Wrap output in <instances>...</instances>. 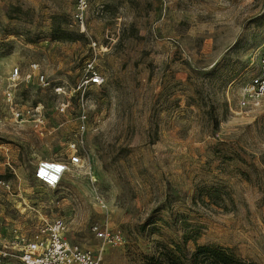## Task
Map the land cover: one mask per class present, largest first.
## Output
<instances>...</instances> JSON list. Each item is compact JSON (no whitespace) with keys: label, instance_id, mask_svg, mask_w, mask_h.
Here are the masks:
<instances>
[{"label":"rangeland","instance_id":"obj_1","mask_svg":"<svg viewBox=\"0 0 264 264\" xmlns=\"http://www.w3.org/2000/svg\"><path fill=\"white\" fill-rule=\"evenodd\" d=\"M75 12L74 0H0V250L61 219L101 264L185 262L206 245L264 264V101L238 105L264 0H89ZM89 66L101 86L85 85ZM75 139L81 163L60 187L35 180ZM105 223L104 242L90 228Z\"/></svg>","mask_w":264,"mask_h":264},{"label":"built area","instance_id":"obj_2","mask_svg":"<svg viewBox=\"0 0 264 264\" xmlns=\"http://www.w3.org/2000/svg\"><path fill=\"white\" fill-rule=\"evenodd\" d=\"M75 18L83 19L89 4V0H74ZM17 74V70L15 72ZM103 77L89 66V75L85 81L87 86H101ZM264 101V44L258 51L256 57L255 73L241 87L238 98L240 108H258ZM85 115L81 116L78 124V133L85 131L86 125L83 121ZM81 139V138H80ZM82 140L75 139L70 145L72 150L68 162L42 160L38 163L33 177L48 189L55 190L60 187L64 176L68 173L70 165L77 166L81 163V157L77 152V143ZM64 223L61 219L49 224L42 220V228L28 242H13L16 249L12 254L0 250V263L5 259L14 258L16 264H101V254L82 249L76 244L70 243L64 236ZM96 239L109 241L113 238L111 230L106 225L94 224L90 228Z\"/></svg>","mask_w":264,"mask_h":264},{"label":"trees","instance_id":"obj_3","mask_svg":"<svg viewBox=\"0 0 264 264\" xmlns=\"http://www.w3.org/2000/svg\"><path fill=\"white\" fill-rule=\"evenodd\" d=\"M167 264H256L243 262L222 247L197 246L184 262L179 256H171Z\"/></svg>","mask_w":264,"mask_h":264}]
</instances>
